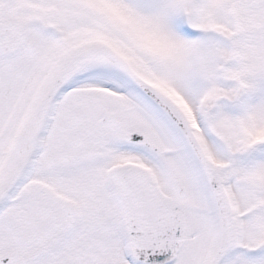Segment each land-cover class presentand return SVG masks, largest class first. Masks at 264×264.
<instances>
[{
	"label": "snow or ice",
	"instance_id": "obj_1",
	"mask_svg": "<svg viewBox=\"0 0 264 264\" xmlns=\"http://www.w3.org/2000/svg\"><path fill=\"white\" fill-rule=\"evenodd\" d=\"M0 264H264V0H0Z\"/></svg>",
	"mask_w": 264,
	"mask_h": 264
}]
</instances>
